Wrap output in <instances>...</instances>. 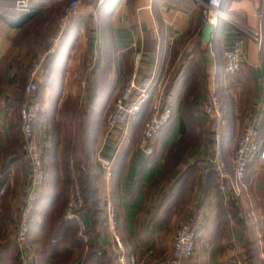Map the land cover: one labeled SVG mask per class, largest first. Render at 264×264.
I'll use <instances>...</instances> for the list:
<instances>
[{
    "label": "crops",
    "instance_id": "obj_1",
    "mask_svg": "<svg viewBox=\"0 0 264 264\" xmlns=\"http://www.w3.org/2000/svg\"><path fill=\"white\" fill-rule=\"evenodd\" d=\"M17 1L0 0V190L4 191L0 195V264H20L12 221L21 210L29 174L23 151L14 150L18 142L22 145L18 114L22 84L42 51V26L56 20L68 3L26 0L25 9H16L12 3ZM207 2L106 0L102 6L86 2L36 77L42 114L34 130L43 153L51 138L46 107L56 104L62 91L66 95L76 74H81L82 86L96 90L92 97L96 105H112L123 81L134 72L136 52L141 53L138 74H155L156 86L147 104L158 96L161 85L163 102L172 109L171 121L154 141L153 155L146 157L127 146L128 137L109 182L102 168L100 174L97 158H109L113 146L108 144L97 153L95 185L104 219L96 235L89 232L87 242L94 236L100 264H117L118 256L106 223L107 199L115 207L116 232L125 252L141 257L152 251L147 264L171 255L175 231L182 223L195 232L194 254L187 264H250L252 255L264 264V162L257 157L250 162L240 194L219 191L210 162L213 134L200 109L211 94L219 96L222 153L233 176L231 141L239 139L249 124L264 139V0H223L222 18ZM32 9L38 13L36 18L22 28L10 26L11 15ZM208 23L214 30L210 42L204 43L202 30ZM257 29L262 32L261 43L244 32ZM238 39L244 43L242 68L232 78L225 74L223 53ZM53 178L47 174L38 199L51 193L44 191L45 185L49 189L62 184L59 176ZM81 217L89 227V214L85 211ZM86 243L73 261L64 263L55 258L40 260L28 237L29 258L31 264H84Z\"/></svg>",
    "mask_w": 264,
    "mask_h": 264
},
{
    "label": "built area",
    "instance_id": "obj_2",
    "mask_svg": "<svg viewBox=\"0 0 264 264\" xmlns=\"http://www.w3.org/2000/svg\"><path fill=\"white\" fill-rule=\"evenodd\" d=\"M94 1L96 6H102L106 0H68L63 12L59 15L56 25L49 38L48 48L42 50L37 56L29 76L28 83L23 89V101L20 105L18 114L21 127L24 157L28 165V184L26 194L22 202L21 210L16 219L12 234L19 248L20 264H31L28 252V222L32 215L34 205L38 199L39 191L46 178L43 164V146L38 143L34 130V123L42 111V103L38 97V85L36 77L42 70L48 58L57 50L63 41L69 27L79 16V9L84 3ZM223 0H208L207 6L215 12L216 17H224L220 12ZM17 7L26 8V0L17 1ZM246 35L256 43H261L262 32L245 31ZM244 43L242 39L234 42L232 47L225 50L224 70L228 77H237L242 68V57ZM141 53L134 54V72L127 77L121 86L118 96L114 99L109 111L104 118L106 133L115 138L116 143L109 158L98 157L103 176L109 182L112 174V166L121 148L128 140V127L130 122L141 112L144 105L149 101L151 89L156 86L155 74L140 76L138 68L140 65ZM158 96L148 104V117L144 123L137 149L146 156L150 157L154 153V141L162 128L172 119V109L163 102V90L158 86ZM201 112L210 123L213 134V148L211 164L215 168L219 179L218 190L225 193L231 189L235 194H240V185L245 177L246 170L250 162L257 157L264 162V139L259 138L258 128L249 124L243 127L241 135L236 142L232 154L233 176L230 175L222 153V103L216 93L201 104ZM0 190V195L3 194ZM82 207V200L79 192L75 189L69 203L67 204L63 217L65 220H75L78 225V236L87 242V225L80 216L79 211ZM106 223L118 256L117 264H147V259L153 254L147 251L141 257L128 255L123 247L122 241L116 232V211L111 201H106ZM195 249V232L188 223H182L174 234L173 249L169 257L156 261L153 264H187Z\"/></svg>",
    "mask_w": 264,
    "mask_h": 264
},
{
    "label": "rangeland",
    "instance_id": "obj_3",
    "mask_svg": "<svg viewBox=\"0 0 264 264\" xmlns=\"http://www.w3.org/2000/svg\"><path fill=\"white\" fill-rule=\"evenodd\" d=\"M58 17L56 20L52 18L50 24L48 23V25L42 26V32H44L41 36L42 50L48 48L49 38ZM30 72L27 81H25V84H22V89H24L25 85L28 83ZM82 80L81 74H76L69 83L66 95L63 94L62 91V96H59V101H56V104L53 106L49 105L45 110V114L48 117L47 124L51 138L46 151L43 153L44 168L46 169L48 177L51 176L52 179H54L53 177L59 176L62 184L67 181V184H64L68 190L64 196L66 197V202L62 213V219H64L63 214L65 208L75 189L80 194L82 206L84 205L85 196L83 195L84 187L82 186V179L85 175L90 173L91 178L95 176L93 186L98 190V187L95 185L97 153L102 151L106 145L109 144L114 146L116 143L115 138L109 133H106L104 124L105 115L109 111L111 104L96 105L95 100L92 98L96 90L91 89L87 84L82 86ZM57 102L59 103L57 104ZM146 116L147 111L143 112L139 117H135L130 122L128 127L129 141L127 146L137 148L144 123L147 119ZM237 140L238 139H234V141H231L230 149H234ZM14 150L18 151V154H22L23 143L21 145V143L18 142ZM21 166L23 167V165ZM43 188L44 191H49L46 185ZM95 197L100 198V190L96 191V196H93V199H95ZM111 204L113 205L112 201ZM98 207L100 208V200ZM16 219H13L12 227L15 226ZM152 256L153 254L148 259L150 260ZM158 260L160 259H155L150 263Z\"/></svg>",
    "mask_w": 264,
    "mask_h": 264
},
{
    "label": "trees",
    "instance_id": "obj_4",
    "mask_svg": "<svg viewBox=\"0 0 264 264\" xmlns=\"http://www.w3.org/2000/svg\"><path fill=\"white\" fill-rule=\"evenodd\" d=\"M12 4L15 5L16 9H20L17 7V2ZM37 15L38 13L35 12V10L33 11L32 9L29 13L26 14L23 13L11 15L8 22L12 27L22 28L23 25L30 22L33 18H36ZM41 19L42 21H44L45 18L41 17ZM147 103L144 105L141 112L137 115L138 117L146 111V117H148L149 111ZM41 114L42 113L39 114L37 120L41 117ZM45 174L47 176L46 169ZM90 176L91 175L89 173L82 179L85 202L80 209L79 214L81 216V213L85 211L89 214L90 225L89 227H87L86 233L87 235H89V232H93L94 235H96L97 232L100 231L101 221L104 218H102L100 208L98 207L99 199L96 197L95 199H93V196H96L97 191L93 186L95 176L94 178H91ZM64 184H67V181H65V183L63 182V184H61L60 186H50L49 191H51V193L39 197L28 222L29 244L31 248H34L36 255L40 257V260L55 258L58 261L70 263L75 259L76 254L81 253L84 247V243L77 234V221H66L62 219V213L66 202V197L64 196L66 195V192L68 190L66 189V185ZM38 215L41 216L39 217L42 220L40 223H38L37 221ZM85 245L88 246V255L86 257V260L84 261V264L103 263L102 261L100 262V252L97 251L94 236L91 237V239H88V242ZM67 246L77 251H72L71 253L67 250ZM253 257L254 255H252V258H250V264H259L258 259H255ZM104 264H107V262H105Z\"/></svg>",
    "mask_w": 264,
    "mask_h": 264
},
{
    "label": "water",
    "instance_id": "obj_5",
    "mask_svg": "<svg viewBox=\"0 0 264 264\" xmlns=\"http://www.w3.org/2000/svg\"><path fill=\"white\" fill-rule=\"evenodd\" d=\"M213 30L214 26L212 24H206L202 30L201 41L204 43H209Z\"/></svg>",
    "mask_w": 264,
    "mask_h": 264
}]
</instances>
